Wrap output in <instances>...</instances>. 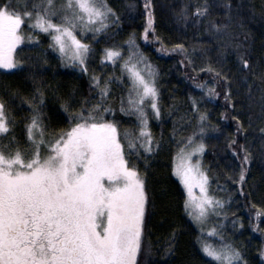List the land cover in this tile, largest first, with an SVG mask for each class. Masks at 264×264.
<instances>
[{"label": "snow or ice", "instance_id": "snow-or-ice-1", "mask_svg": "<svg viewBox=\"0 0 264 264\" xmlns=\"http://www.w3.org/2000/svg\"><path fill=\"white\" fill-rule=\"evenodd\" d=\"M143 7L146 13L143 39L148 40L151 32L152 39L161 43L158 51L182 52L191 65L183 43L165 47L155 35L152 0H144ZM208 11L205 0L204 6L195 8L194 15L204 17ZM186 16V10H182L178 19ZM56 19L60 22H55ZM119 22L117 11L108 0H0V67L16 68L13 53L23 40L20 31L27 23L34 30L48 34L49 47L59 52L61 59L87 71L86 61L92 47L86 42V34L91 32L95 36ZM212 28L217 32L223 30L215 23ZM78 31L84 39L77 35ZM125 45L127 57L119 47L103 50L102 61H111L113 66L119 61L122 74L91 77L92 86L98 89L97 103L89 107L86 98L81 108L72 112H68L69 102L62 105L68 113V129L45 139V117L41 111L44 94L37 90L39 106L29 101L33 115L26 118L30 121L26 125L27 137L33 145L30 155L26 157L19 148L6 151L7 145L0 147V264H137L153 201L138 168L129 165L133 156L140 159L141 151L152 154L153 144L159 146L149 127L148 110L159 119L161 106L155 65L140 49L135 33L129 34ZM232 46L239 61V81L247 86L251 99L249 77L255 78L258 71L259 79L264 82V56L260 58L261 67L256 69V61L248 55L246 40ZM207 70L223 82H232V77L222 74L221 70L211 66ZM125 73L129 84L120 95L119 112L134 114L138 129L125 128L121 136L118 122L106 118L109 114L115 116L117 109L106 104L112 83L123 85ZM196 87L203 89L204 95L189 97L194 113L191 119L196 124L182 138L173 171L187 191L184 204L188 214L193 215L194 211V219L204 223L209 213L222 215L217 208L222 210L226 201L210 194L211 181L202 161H193V155L202 156L207 147L203 138L207 134L205 125L209 123V113L200 110V101L219 95L206 82L196 83ZM231 93V87L227 88L225 98L229 99ZM261 100L264 101V94ZM5 108V102L0 100V135L13 131ZM236 121L237 133L244 131L239 117ZM12 141L15 142L14 138ZM228 143L239 157V171L233 183L237 192L246 195L244 185L253 159L251 152L245 145L233 146L235 137ZM41 146L45 148L44 155ZM217 186L223 188V185ZM197 188L199 194L194 191ZM256 215L259 217L261 212L257 211ZM207 231L217 234L215 227ZM174 239L175 232L169 251ZM202 251L218 264H247L240 249L231 243L216 246L205 241Z\"/></svg>", "mask_w": 264, "mask_h": 264}, {"label": "trees", "instance_id": "trees-1", "mask_svg": "<svg viewBox=\"0 0 264 264\" xmlns=\"http://www.w3.org/2000/svg\"><path fill=\"white\" fill-rule=\"evenodd\" d=\"M108 2L116 9L120 22L95 36L91 32L86 34V42L92 47L86 61L87 71L66 66L56 50L49 47L48 34L32 28L20 32L23 40L14 52L19 66L15 69L0 67V100L5 102L6 114L13 128L9 134L0 135V147L7 145L6 151L19 148L24 154L31 153L32 143L26 130L30 121L26 118L33 115L29 101L39 106L37 90L44 94L41 111L45 117V137L50 139L68 129L70 121L62 105L69 102L71 108L68 112H72L79 110L86 98L89 107L97 103L98 89L92 86L91 77L107 78L122 74L119 61L115 66L112 62L102 61L103 50L119 47L127 57L125 41L130 33H135L140 49L158 71L161 106L159 119L149 116V127L159 146L153 144L152 154L141 151L140 159L133 156L129 165L138 168L153 201L137 264H218L202 251V242L209 239L214 244L217 242L206 238L188 214L184 204L185 190L173 171L182 138L189 135L196 124L191 119L194 113L189 97L204 95V90L196 87L200 82L214 86L219 94L200 101V110L209 113V123L205 125L207 134L203 138L207 147L202 155V166L210 177V194L226 201L221 210L219 234L226 244L231 243L240 249L247 264H264V133L261 132L264 129V101L261 100L264 82L259 79L258 71L255 78L249 77L252 85L250 99L247 86L239 81V61L232 46L246 40L248 55L256 61L254 68L261 67L264 0H207L209 11L204 17H197L194 11L196 7L204 6L205 0H152L155 35L165 47L183 43L188 49L191 65L182 52L158 51L161 43L152 39L151 32L148 40L143 39L146 21L144 0ZM182 10H186L187 16L178 19ZM213 23L221 25L223 30L215 31ZM77 34L81 39L85 38L79 31ZM208 66L230 75L232 82L221 81L207 70ZM124 75L123 85L112 83L106 104L117 109L115 116L109 114L106 118L118 122L121 136L125 128L138 129L134 114L119 112L120 95L125 93L129 84L127 75ZM229 87L232 93L226 99L225 92ZM236 117L244 127V131L239 133L236 131ZM174 130L175 135H172ZM233 137L236 138L233 146L245 145L253 158L244 185L246 195L237 192L233 183L239 171V157L230 150L228 143ZM197 138L200 139L199 136ZM218 184L223 188H218ZM257 211L261 212L259 217ZM173 232L175 239L169 251Z\"/></svg>", "mask_w": 264, "mask_h": 264}, {"label": "rangeland", "instance_id": "rangeland-1", "mask_svg": "<svg viewBox=\"0 0 264 264\" xmlns=\"http://www.w3.org/2000/svg\"><path fill=\"white\" fill-rule=\"evenodd\" d=\"M55 22H58V23H59L60 21H59V19H56ZM31 28H32V27H31L29 24L26 23L25 25L22 26L20 32H23V33H24V32L26 31V29H29V30H30ZM32 29H33V28H32ZM37 30H39V29H37ZM77 35H78V34H77ZM14 52H15V51H14ZM56 53H57L58 56L60 57L59 52L56 51ZM13 54H14V57H15V53H13ZM127 55H128V54H127ZM60 59H61V57H60ZM15 60L17 61V58H16V57H15ZM61 60H62V62H63L66 66L81 69L79 65L69 64L68 61H67V59H61ZM17 62H18V61H17ZM17 62H16V68L19 66V62H18V63H17ZM106 62H107V61H106ZM109 62H111V61H109ZM14 69H15V68H14ZM125 74H126V73H125ZM126 75H127V74H126ZM146 103H147V102H146ZM148 111H149V116L151 115L152 117H155L154 115H152V112H151L150 109H149ZM45 139H48V138L45 137ZM197 140H199V139L197 138ZM32 148H33V145H32ZM32 148H31V150H32ZM185 148H186V150H190V149L188 148V146H185ZM24 151L27 152L26 150H24ZM29 152H30V151H29ZM41 154H42V155L46 154V153H45V148H44V146H41ZM28 155H30V154H25L26 157H27ZM196 159H200V160L202 161V156H199V155H197V154H194V155H193V161H195ZM175 164H176V157H175V161H174V166H175ZM202 167H203V166H202ZM174 174H175V172H174ZM175 176H176V174H175ZM176 177H177V179L181 182V180L179 179V177H178V176H176ZM181 184H182V186H183V188H184V190H185L186 198H187V191H186V189H185V187H184V185H183L182 182H181ZM194 191H195L197 194H199V193H198V188H197V189H194ZM222 210H223V209H222ZM187 211H189V210H187ZM217 212H221V209H220V208H217ZM194 215H195V212L193 211V215H190V217H191L192 220L195 222V224L198 226V228L200 229V231L202 232V234L205 235L206 238H211V239H213L214 241L217 242V244H216V243L214 244L213 241L209 242L210 239H209V241H206V242L211 243V244L216 245V246H219L221 243H225L223 240H221V235L219 234L220 228H221V226H222L221 215H216V214L209 213V216H208L207 220H206L204 223H200L199 221H197L196 219H194ZM219 224H221V226H219ZM212 227H215V228L217 229V234H213V233L207 231V229L212 228ZM202 229H203V231H202ZM225 244H226V243H225ZM210 258H212V257H210ZM213 259H214V258H213Z\"/></svg>", "mask_w": 264, "mask_h": 264}]
</instances>
